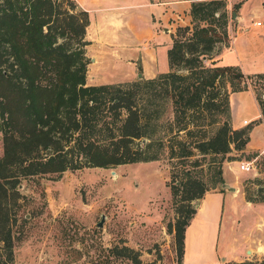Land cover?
<instances>
[{
    "label": "trees",
    "instance_id": "trees-1",
    "mask_svg": "<svg viewBox=\"0 0 264 264\" xmlns=\"http://www.w3.org/2000/svg\"><path fill=\"white\" fill-rule=\"evenodd\" d=\"M190 1L191 28H178L167 71L88 84L85 11L65 0H0V264L14 260L8 190L21 176L150 162L166 152L173 178L181 168L172 199L184 194L185 203L168 228L181 263L191 202L225 182L233 150L246 153L253 124L232 128L230 93L251 90L264 121V72L207 63L230 46L226 0ZM110 252L143 264L128 246Z\"/></svg>",
    "mask_w": 264,
    "mask_h": 264
},
{
    "label": "rangeland",
    "instance_id": "rangeland-1",
    "mask_svg": "<svg viewBox=\"0 0 264 264\" xmlns=\"http://www.w3.org/2000/svg\"><path fill=\"white\" fill-rule=\"evenodd\" d=\"M226 2L231 23L242 7L244 14L255 11L251 21L260 20L262 25L257 27L264 28V0ZM88 69L90 82L94 71ZM122 72L120 66L118 71L102 68L100 73L103 82H115ZM123 82L129 81L118 83ZM253 109L249 105L247 111ZM2 152L0 131V157ZM247 153H231L237 158L232 164L237 166L235 176L246 201L237 199L233 215L225 210L220 225L213 226L211 238L207 232L199 244L201 251L214 260L212 264L247 260L264 264V160L252 158L256 170L240 171V161H249L245 158ZM186 167H191L190 163ZM176 170L173 178L166 152L159 160L150 162L21 176L15 189L8 190L13 264H133L130 258L110 252L124 246L134 249L143 264H181L174 234L168 231L176 219V209L185 203L184 194H178L175 203L172 199L173 184L178 185L181 177V168ZM220 188L219 185L207 192ZM197 201L191 204L196 207ZM102 216V226L98 227ZM242 257L245 259L240 260Z\"/></svg>",
    "mask_w": 264,
    "mask_h": 264
},
{
    "label": "crops",
    "instance_id": "crops-1",
    "mask_svg": "<svg viewBox=\"0 0 264 264\" xmlns=\"http://www.w3.org/2000/svg\"><path fill=\"white\" fill-rule=\"evenodd\" d=\"M76 3L88 16L85 28L89 58L87 68L94 71L88 84L153 78L167 71V51L177 36L178 28L186 27L188 31L191 28L190 0H76ZM253 16H256L255 11L244 14L240 7L235 21L229 24L230 46L219 53H213L208 64L238 65L245 74L264 72V28L257 27L262 25L260 20L251 21ZM120 66L123 69L120 79L115 82L102 81V68L118 71ZM88 77L87 74V80ZM229 105L233 129L253 124L245 151L257 152V157L264 160V121L258 120L261 113L254 94L248 89L231 92ZM249 105L253 106L252 111H247ZM236 168L232 161L223 165V177L235 191L213 190L206 192L197 201L196 212L185 228L181 264L213 263L210 254H204L199 244L207 232L211 238L215 228L213 226L220 225L225 210L233 215L237 199L246 201L235 176ZM209 243L211 245V239ZM244 259L242 257L240 260Z\"/></svg>",
    "mask_w": 264,
    "mask_h": 264
},
{
    "label": "built area",
    "instance_id": "built-area-1",
    "mask_svg": "<svg viewBox=\"0 0 264 264\" xmlns=\"http://www.w3.org/2000/svg\"><path fill=\"white\" fill-rule=\"evenodd\" d=\"M257 24H259V22ZM244 122L247 124V121ZM238 168L240 171L243 172H251L256 170V164L254 163L253 160L240 161Z\"/></svg>",
    "mask_w": 264,
    "mask_h": 264
},
{
    "label": "water",
    "instance_id": "water-1",
    "mask_svg": "<svg viewBox=\"0 0 264 264\" xmlns=\"http://www.w3.org/2000/svg\"><path fill=\"white\" fill-rule=\"evenodd\" d=\"M233 14L235 15V13H233ZM220 186H221V188H227L230 191H235V188L232 187L231 185H229L226 182L222 183ZM102 223H103V216H102L101 220L97 223V226L98 227H101L102 226Z\"/></svg>",
    "mask_w": 264,
    "mask_h": 264
}]
</instances>
